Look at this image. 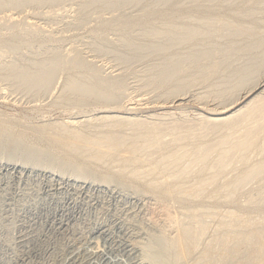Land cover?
<instances>
[{"label": "rangeland", "instance_id": "1", "mask_svg": "<svg viewBox=\"0 0 264 264\" xmlns=\"http://www.w3.org/2000/svg\"><path fill=\"white\" fill-rule=\"evenodd\" d=\"M215 20L221 22L220 27ZM214 48L220 50L215 57L219 58L222 53L227 55L220 56L219 59H224L222 63L215 58L222 66L220 72L213 78L209 76L214 74H206L210 79L201 82L200 74L205 80L208 65L215 63L214 56L208 61L205 59L208 65L202 56ZM190 51H195V57L202 53L203 62L191 59ZM232 51L234 57L230 55ZM184 54L188 61L197 63V67L193 68L191 61L188 65ZM263 57L264 0H0V264H206V261L210 264H264V151L259 149L264 146V135H261L259 148L256 147L259 150L249 153L254 155H248V159L244 157L248 160L246 163L235 158L220 169L229 152H226L228 147L224 145L225 149L219 144L212 151L214 155L210 152L212 158L208 154L206 162L197 164L199 159L192 168L189 160L197 153L193 148L197 141L203 140L205 145L229 137V142L236 145L243 131L238 129L230 133L218 128L207 133L203 130H195L193 134L182 132L179 136L184 138L191 134L187 141L181 137L183 144L171 128L182 121L184 125L198 124L202 116L212 117L209 109L231 106L233 100L232 106L236 109L247 104L251 99L250 94H246L249 85L256 81L248 82V87H242L241 83H246L255 73L259 67L257 62ZM199 63L207 68L203 70ZM225 63L230 64L229 68ZM237 69L244 72L239 73ZM197 76L200 82L196 81ZM194 77L198 84L187 86ZM105 115L129 117L170 128L160 146L144 147L138 131L129 125L118 129L113 121L108 125L103 119ZM65 123L70 125L71 130H68H74V135L58 133L56 126ZM111 135L119 141L126 140L121 146L123 153L114 148H103V152L99 148L98 142ZM149 137L156 139V133L152 132ZM188 143L191 145H186ZM187 146L195 149L194 152L189 151L190 148L187 150ZM233 147L231 152L235 150ZM181 148L189 151L186 156L181 154L183 159L179 155ZM140 150L142 153L137 152ZM96 151L103 152L102 157H97L99 159L94 157ZM174 152L181 160L177 155V161L173 160L172 155L171 162L166 160L169 162L166 163L165 155L171 156ZM162 156L166 158L161 159ZM134 158H138V162ZM132 160L137 163H130ZM155 165L161 166L159 170H153ZM254 166L260 169L257 177L237 184L240 176ZM181 170H189L184 173L187 177L177 180L185 182V187L195 182L193 186H200L197 176L206 174L208 178L214 177L211 182L216 180L214 188L211 183L210 190L191 197L179 191L162 195L158 189L148 186L152 180L170 182L171 176L168 179L165 176L176 175ZM175 179L171 183L176 182ZM156 203L171 204L172 211L179 212L180 223L185 222L183 227L192 223L189 230L205 225L212 230L216 223L233 221L228 216L230 211L241 213L242 217L233 221V228L215 234L214 229H208L209 233L197 240L194 252L187 250L182 254L177 250L173 254L168 250L167 255L164 252L166 256L161 255L163 262L160 263L150 257L153 250L151 252L149 246L156 232L146 225V205ZM216 213L218 217H214ZM243 229L249 239L245 240L246 236L240 240L234 238L235 233ZM228 234H234L229 238L236 239L237 244L225 238ZM224 241L232 247L231 257L227 256L230 245L228 249L224 247L227 250H221ZM259 242L252 252L249 246ZM218 246L228 253H222ZM212 249L223 255L217 258L216 253V256L208 253V258L206 252H215ZM233 249H237L235 253ZM201 256L214 261L210 259L211 263Z\"/></svg>", "mask_w": 264, "mask_h": 264}, {"label": "bare ground", "instance_id": "2", "mask_svg": "<svg viewBox=\"0 0 264 264\" xmlns=\"http://www.w3.org/2000/svg\"><path fill=\"white\" fill-rule=\"evenodd\" d=\"M214 1H216V0H214ZM187 2V1H186ZM190 2V1H189ZM193 2V1H192ZM191 3V2H190ZM204 3V2H203ZM208 3V2H207ZM215 3V2H214ZM219 3V2H218ZM185 4V3H184ZM211 4V3H210ZM221 4H223V3H221ZM173 5V4H172ZM187 5H189L190 6V4H187ZM215 5V4H214ZM220 5V4H219ZM227 5V4H226ZM182 6V5H181ZM198 6V5H197ZM228 6V5H227ZM207 7V6H206ZM171 8H172V6H171ZM217 8V7H216ZM225 8V7H224ZM228 8V7H227ZM174 9V8H173ZM172 9V10H173ZM186 9V8H185ZM195 9V8H194ZM200 9V8H199ZM228 10V9H227ZM232 10V9H231ZM186 11V10H185ZM221 11V10H220ZM225 11H226V9H225ZM188 12V11H187ZM191 12V11H190ZM212 12V11H211ZM210 12V13H211ZM235 12V11H234ZM178 13V12H177ZM208 13V12H207ZM217 13V12H216ZM103 15V14H102ZM173 15V14H172ZM208 15H210V14H208ZM224 15V14H223ZM236 15H237V13H236ZM9 16V15H8ZM11 16L12 15H10V18H11ZM189 16V15H188ZM206 16V15H205ZM101 17V16H100ZM184 17V16H183ZM210 17V16H209ZM240 17V16H239ZM187 18V17H186ZM198 18V17H197ZM201 18V17H200ZM220 18V17H219ZM234 18V17H233ZM238 18V17H237ZM13 19V18H12ZM18 19V18H17ZM172 19V18H171ZM183 19V18H182ZM185 19V18H184ZM188 19V18H187ZM204 19V18H203ZM215 19V18H214ZM218 19V18H217ZM216 19V20H217ZM261 19V18H260ZM263 19V18H262ZM181 20V19H180ZM186 20V19H185ZM199 20V19H198ZM202 20V19H201ZM215 20V21H216ZM236 20V19H235ZM177 21V20H176ZM221 21H222V18H221ZM21 22V21H20ZM209 22V21H208ZM22 23H24V22H22ZM177 23V22H176ZM186 23V22H185ZM191 23V22H190ZM215 23V22H214ZM220 23V25H219V27L221 26V22H219V20H218V23H217V21H216V24H219ZM31 24V23H30ZM40 24V23H39ZM176 25V24H175ZM213 25H215V24H213ZM212 25V26H213ZM40 26V25H39ZM204 26V25H203ZM218 26V25H217ZM216 25H215V28H219V27H217ZM21 28V27H20ZM201 28V27H200ZM203 28V27H202ZM35 29V28H34ZM187 29V28H186ZM185 29V30H186ZM197 30V29H196ZM204 30V29H203ZM193 31V30H192ZM209 31H210V29H209ZM194 32V31H193ZM216 32H218V31H216ZM190 33H192V32H190ZM210 33H211V31H210ZM195 34V33H194ZM193 34V35H194ZM203 34V33H202ZM193 35H192V37H193ZM206 35V34H205ZM211 35V34H210ZM187 36V35H186ZM212 36V35H211ZM216 36V35H215ZM185 37V36H184ZM195 37V36H194ZM204 37H206V36H204ZM203 37V39H205ZM200 38V37H199ZM182 40H184V39H182ZM196 41V40H195ZM262 41V40H261ZM182 43V42H181ZM189 43V42H188ZM246 43V42H245ZM248 44V43H247ZM245 48H247V46H245ZM219 49V48H218ZM228 49V48H227ZM231 49V48H230ZM230 49H228V50H230ZM213 50V49H212ZM234 50V49H233ZM205 51V50H204ZM204 51H203V53H204ZM207 51V50H206ZM216 51L218 52V53H220V50L218 51L217 49H215L214 48V51H208V52H205L206 53V55L205 56H202V53H201V55L199 54V56L200 57H195L194 56V53H195V51H194V53H192L191 51V53L193 54V56L192 55H189V57H191V59H193L192 57H194L196 60H198L199 59V61L202 63L203 62V59H204V61H205V59L207 60L208 58H212L215 54H216ZM234 51H236L237 52V49L236 50H234ZM241 51V50H240ZM242 51H244V50H242ZM199 52V51H198ZM198 52H196V53H198ZM233 52V51H232ZM231 52V53H232ZM204 53V54H205ZM234 54V52L232 53V54H230V55H233ZM239 54H240V52H239ZM173 55V54H172ZM217 55V54H216ZM215 55V56H216ZM221 55H223V53L222 54H220L218 57L219 58H221L222 56ZM227 55V54H226ZM225 54L223 55V56H226ZM229 55V54H228ZM236 55V57H237V53L235 54ZM165 56V55H164ZM182 56V55H181ZM184 56H185V54H184ZM201 56L202 57H204L203 59L201 58ZM213 57L214 59V62L215 63H212V61L213 60H210V62L212 63V65L210 64V65H208L207 63H206V61H205V64H207L209 67V69H207V73H204V71L203 72H200V70H199V73H204L205 74V80H204V77L202 78V76L201 75H203V74H200V76H199V80L200 79H202V80H200L201 82H203V81H207V79L210 77H214V76H216L215 74H218L219 72H220V68L222 67H220L219 66V63H218V61H217V59H219V58H217V57ZM221 56V57H220ZM186 57V59L188 58L187 57V55L185 56ZM233 57H234V55H233ZM235 57V58H236ZM58 58V57H57ZM179 58V57H178ZM200 58H201V60H200ZM215 58H217L216 59V61H217V63H216V61H215ZM223 58V57H222ZM230 58V57H229ZM232 58V57H231ZM250 58V60H251V57H249ZM248 58V59H249ZM189 59V58H188ZM188 59H187V61H188ZM233 59V58H232ZM54 60V59H53ZM222 60H224V59H219V62H221ZM231 60V59H230ZM243 60V59H242ZM50 61V60H49ZM190 61L191 60H189L188 62V65H190L191 63H194L193 64V68L194 67H197L196 65H198L197 63H196V65H195V62H193V60L191 61V63H190ZM208 61V60H207ZM233 60H231V62H232ZM247 61H249V60H247ZM108 62V61H107ZM222 62H224V61H222ZM221 62V63H222ZM230 62V61H229ZM250 63H251V61H249ZM248 62V63H249ZM184 63H185V60H184ZM201 63H199L201 66L204 64H201ZM249 63V64H250ZM53 64V63H52ZM57 64V63H56ZM179 64V63H178ZM187 64V63H186ZM234 64V63H233ZM232 64V65H233ZM257 64H258V68L256 69V71H255V73H253L249 78H251V79H246V80H248L246 83L245 82H243L242 81V83H245V84H242L241 83V86L242 85H244V86H242V87H245V86H247L246 84H248V82H250L251 80H253V81H256V82H252L251 83V85H249V87H250V89H248V92L246 93V94H250L249 95V97H251V99L248 101V103L247 104H245L244 106H242V107H240L239 109H236L235 107L236 106H232V103H233V105L235 104L232 100V103H231V106H230V104H228L229 106H223V108L222 109H220V108H212V109H209L210 111H211V118H209V117H204V116H202L201 114V116H202V118H200V121H199V123L198 124H196V123H194V124H188V125H184V124H182V123H184L183 121L181 122V124L180 123H176V125H174V126H172L171 128L173 129V130H175L176 132H177V137H176V139H178V138H180V140H182L181 139V137H183L184 138V136L182 135L181 137L179 136V134L180 133H182V132H189V133H191L192 132V134H193V131L194 132H196V131H202L203 130V133L204 132H206V131H210V130H212V129H226V130H228V131H230V133H232L234 130H238V129H240V130H242L243 132H242V135L239 137V141L236 143V145L235 144H231L230 142H229V137H227V138H223V139H220V140H217V141H215V142H211L210 144H209V142L208 143H206L205 145H204V142L205 141H200V143L202 142L203 144H201V145H199L200 143L198 142H196L195 144H196V146H195V144H193V146H195V147H193V148H195L196 149V152L198 153H196V155H195V153H194V155L196 156V158H195V156L193 155V153H192V155H193V161L191 160V164H190V160L188 159V158H186V159H188L189 160V165L192 167L193 165H195L194 164V162H196L197 160H199V162L197 163V164H199V163H201V162H203V160L205 159L206 160V158L208 159L210 156H211V154H213V153H215V152H213L212 153V151H213V149H214V151H215V149L217 148L216 146L217 145H219V144H221V146H222V148H225L226 149V147H228L227 148V151L226 152H229L228 154H227V156H225V158L223 159L224 160V162L223 163H221L222 162V160H221V162L220 161H218L217 159V161L219 162V163H221V164H225L224 166H222V167H220V165H219V167H220V169H224V167L226 166H228L229 165V163L233 160V159H235L236 161H237V158H238V161L240 160V161H244L245 163L248 161V160H246V159H248V157H250V155H249V153H251L252 151H256V149L257 148H259V146H258V143H260L259 141H260V139H261V135H264L263 133H264V74H262V68L264 67V57L262 58V60H260V61H258L257 62ZM195 65V66H194ZM207 65H204V66H207ZM230 65V64H229ZM229 65H227L226 63L224 64V66L226 67H228ZM248 65V64H247ZM177 66V65H176ZM235 66V65H234ZM226 67V68H227ZM202 68H203V66H202ZM205 68V67H204ZM204 68H203V70H204ZM207 68V67H206ZM205 68V69H206ZM229 68V67H228ZM235 68H236V66H235ZM244 68L246 69V67L244 66ZM169 69H170V67H169ZM168 69V70H169ZM199 69V68H198ZM230 69H231V67H230ZM230 69H228V70H230ZM240 69H242V68H240ZM171 70V69H170ZM197 70V69H196ZM225 70V69H224ZM227 70V69H226ZM235 70V69H234ZM238 71H239V69H237ZM263 70H264V68H263ZM176 71V70H175ZM180 71V70H179ZM206 71V70H205ZM219 71V72H218ZM262 71V72H261ZM42 72H43V70H42ZM181 72V71H180ZM185 72V71H184ZM193 72V71H192ZM237 72V71H236ZM242 73L244 72V70L243 71H241ZM240 71H239V73H241ZM245 72H247V71H245ZM167 73H169V71H167ZM175 73V72H174ZM176 73H178V72H176ZM196 73V75H197V72H195ZM235 73V71H233V74ZM264 73V72H263ZM36 74V73H35ZM206 74H208V75H212V74H214L213 76H209L208 77V75H206ZM37 75V74H36ZM179 75V74H178ZM190 75V74H189ZM191 75H192V73H191ZM242 75V74H241ZM33 76H35V75H33ZM193 76H195V74L193 75ZM192 76V77H193ZM43 77V76H42ZM54 77V76H53ZM160 77V76H159ZM190 77V76H189ZM188 77V78H189ZM191 77V78H192ZM197 78H198V76L196 77V81H197ZM209 78V79H210ZM259 78H260V80H259ZM27 79V78H26ZM157 79V78H156ZM160 79V78H159ZM164 79V78H163ZM208 79V80H209ZM41 80V79H40ZM158 80V79H157ZM168 80V79H167ZM167 80H165V81H167ZM171 80V79H170ZM189 81H191L190 79H188ZM195 77L193 78V81H192V83L190 82V84H187V86H189V85H195ZM197 81V82H200V81ZM24 81V80H23ZM108 81V80H107ZM188 81V82H189ZM113 82V81H112ZM154 82V81H153ZM160 83H161V81H159ZM164 82V81H163ZM168 82H170V81H168ZM187 82V83H188ZM48 83H51V82H48ZM205 83V82H204ZM23 84V83H22ZM104 84H106V82L104 83ZM108 84H110V83H108ZM159 84V83H158ZM162 84V83H161ZM166 84V83H165ZM178 84V83H177ZM196 84H198V83H196ZM74 85V84H73ZM168 85V84H167ZM101 86H103V85H101ZM172 86V85H171ZM173 86H174V84H173ZM240 86V88H238V87H236V88H238L239 90L240 89H242V87ZM110 87V86H109ZM122 87V86H121ZM176 87V86H175ZM185 87V86H184ZM248 87V86H247ZM70 88V87H69ZM172 88V87H171ZM230 88H234L235 89V87H230ZM261 88H263V91H262V89ZM8 89V88H7ZM65 89V88H64ZM188 89V88H187ZM190 89V88H189ZM238 89H236V90H238ZM259 89H261V92L259 93V94H255ZM76 90V89H75ZM178 90V89H177ZM181 89L179 88V91H180ZM186 90V89H185ZM77 91V90H76ZM102 91V90H101ZM233 91H235V90H232V92ZM74 92V91H73ZM79 92V91H78ZM183 92V91H182ZM238 92V91H237ZM66 93V92H65ZM86 93V92H85ZM171 93V92H170ZM180 93V92H179ZM186 93V92H185ZM81 94V93H80ZM204 94V93H203ZM233 94H235V93H233ZM233 94H232V96H233ZM114 95V94H113ZM242 95V94H241ZM61 97V96H60ZM103 97V96H102ZM101 96H100V99L102 98ZM106 97H107V95H106ZM167 97V96H166ZM175 97H176V95H175ZM182 97V96H181ZM200 97V96H199ZM63 98V97H62ZM162 98V97H161ZM177 98V97H176ZM203 98V97H202ZM231 98V97H230ZM84 99V98H83ZM82 99V100H83ZM103 99H104V97H103ZM108 99V98H107ZM204 99V98H203ZM102 100V99H101ZM108 100H110V99H108ZM112 100V99H111ZM110 100V101H111ZM114 100H116V98L114 99ZM193 100H194V98H193ZM200 100V99H199ZM167 101V100H166ZM238 101V100H237ZM75 102V101H74ZM101 102V101H100ZM105 102V101H104ZM112 102H114V101H112ZM118 102V101H117ZM220 102H222V101H220ZM223 102H225V101H223ZM109 103V102H108ZM101 104V103H100ZM222 104V103H221ZM79 105V104H78ZM87 105V104H86ZM103 105V104H102ZM120 105V104H119ZM237 106H238V104H236ZM60 106V105H59ZM221 106V105H220ZM80 107V106H79ZM131 107V106H130ZM206 108V107H205ZM107 109V108H106ZM74 110V109H73ZM76 110V109H75ZM230 113V114H229ZM182 114V113H181ZM228 114V115H227ZM210 115V114H209ZM196 117V116H195ZM15 118V117H14ZM102 118V117H101ZM95 119V118H94ZM105 121H107L106 123L108 124L109 122H114V123H116V125L117 126H119V127H117V126H115L114 125V127H116V128H120V127H124V125H129V126H131V127H133L134 128V130H136V131H138V134H139V136L140 137H142V141H144V144H145V146L144 147H148V146H156V145H159V144H161V141H162V139L166 136V132H167V130L170 128V127H165V128H161L160 126H158V125H156V124H153V123H150V122H146V121H141V120H138V119H133V118H129V117H122V116H120V117H118V115H105V117L103 118ZM117 119V120H116ZM15 120V119H14ZM182 120V119H181ZM185 120V119H184ZM4 121V120H3ZM2 121V122H3ZM92 121V120H91ZM103 121V120H102ZM177 121H179V120H177ZM56 122V121H55ZM58 122V121H57ZM65 122V121H64ZM63 122V123H64ZM71 122V121H70ZM95 122V121H94ZM100 122H101V119H100ZM176 122V121H175ZM180 122V121H179ZM190 122H192V121H190ZM197 122V121H196ZM102 123H104V121L102 122ZM4 124H5V122H4ZM54 125V124H53ZM58 125H59V123H58ZM70 125H72V122H71V124ZM70 125L69 124H63V125H60V126H56V128H57V131H58V133H62V134H71V135H74V130L72 129V131H70L71 129L69 128L70 127ZM109 125V124H108ZM40 128V127H39ZM74 128V127H73ZM129 128V127H128ZM32 129V128H31ZM68 129H70V130H68ZM117 129V130H118ZM131 129V128H130ZM75 130H77V129H75ZM133 130V131H134ZM196 130V131H195ZM205 130V131H204ZM67 132V133H65V132ZM208 131V132H209ZM152 132H155L156 133V139H154V140H151L150 139V137H149V135L152 133ZM188 133V135H191V134H189ZM199 133H201V132H199ZM207 133V132H206ZM78 134V131H77V133H76V135ZM186 134V133H185ZM113 135V134H112ZM109 136V137H106V138H104V140H102L101 142H98L99 143V148L100 149H102V151H103V148L105 149H107V148H114V149H116V150H118V151H120L121 153H123V149H122V147L121 146H124V145H122L126 140H121V141H119V140H117V137L115 136ZM154 135V134H153ZM174 135V134H173ZM186 136L185 138H184V141H187V140H189L188 138H189V136ZM201 136V135H200ZM203 136V135H202ZM191 137V136H190ZM168 138V137H167ZM193 138V137H192ZM192 138H191V140H192ZM201 138V137H200ZM199 138V139H200ZM186 139V140H185ZM194 139V138H193ZM167 140V139H166ZM166 140H165V142H166ZM169 140V139H168ZM190 140V141H191ZM177 140H175V142H176ZM183 141V140H182ZM182 141H181V144H182ZM183 141V144H185V142ZM262 141H264V139H262ZM163 142V141H162ZM177 142H179L180 143V141H177ZM97 143V144H98ZM169 143V142H168ZM172 144H174L173 143V141L171 142ZM170 143V144H171ZM187 143V142H186ZM193 142L191 141V144H192ZM171 144V145H172ZM178 144V143H177ZM180 144V145H181ZM190 143H188V144H186V145H188V146H190L191 145ZM207 144H209V145H207ZM96 145V144H95ZM128 145V144H127ZM166 145V144H165ZM226 147H225V146ZM93 146V145H92ZM98 146V145H97ZM143 146V145H142ZM160 146V145H159ZM188 146H187V150L190 148V150L189 151H191L192 149V147H189L188 148ZM232 146H234L233 148L235 149L234 150V152H231V150H233L231 147ZM138 147H139V144H138ZM168 147V146H167ZM186 146L184 145V148H185ZM229 147H230V149H229ZM257 147V148H256ZM137 147H135V149H136ZM155 148V147H154ZM165 148V147H164ZM176 148H177V146H176ZM264 146L263 147H261L260 146V148L259 149H261L262 150V152L264 151ZM105 149V150H106ZM111 149V150H112ZM125 149V148H124ZM152 149V148H151ZM159 149V148H158ZM174 149V151H175V148H173ZM181 149H183V148H181ZM195 149H193V150H195ZM229 149V150H228ZM259 149H257V150H259ZM127 150H129V149H127ZM156 150V149H155ZM184 150V149H183ZM183 150H181V153L179 154V155H184V156H186V154H187V152H189V151H185L186 153L185 154H183L182 153V151ZM192 150V151H193ZM220 150V149H219ZM223 150V149H222ZM142 151L143 150H140V151H137V152H139V153H142ZM151 151V150H150ZM104 152V151H103ZM102 152V153H103ZM136 152V154L139 156V155H141L142 156V154H138ZM171 152V151H170ZM180 152V151H179ZM194 152V151H193ZM210 152H211V154H210ZM224 152V151H223ZM100 151H96L95 152V155H97V156H94L95 158H97V157H99V155L101 156V154H102ZM150 153H152V152H150ZM175 154H170L171 156H169V155H165V156H167V158L168 159H165V162H166V160L167 161H169L170 160V162H171V158H173V156L172 155H174V158H173V160H176L177 161V159L179 158L180 160H181V158L183 157L184 158V156H182L181 155V158L179 157V155H177V153L176 152H174ZM154 154V153H153ZM209 154V155H208ZM217 154V153H216ZM220 153L218 152V154L217 155H219ZM257 154H260L259 152L257 153ZM119 155V154H118ZM145 155V154H144ZM152 154H150V156H151ZM156 155V154H155ZM161 155V154H160ZM176 155L178 156V158H176ZM188 155V154H187ZM190 155V154H189ZM191 155V156H192ZM207 155L209 156V157H207ZM214 155V154H213ZM249 155V156H248ZM252 155H254L253 153H252ZM251 155V156H252ZM107 156V155H106ZM132 156V155H131ZM137 156V157H138ZM165 156H162V158L161 159H164V158H166ZM169 156V157H168ZM248 156V157H247ZM102 157V156H101ZM109 157V156H108ZM130 157V156H129ZM133 157V156H132ZM136 157V156H135ZM140 157V156H139ZM138 157V158H139ZM144 157V156H143ZM157 157V156H156ZM215 157V156H214ZM244 157L246 158V159H244ZM138 158L136 159V158H134L135 159V161L137 160V162H138ZM148 158H149V156H148ZM158 158H159V156H158ZM182 158V159H183ZM189 158H190V156H189ZM192 158V157H191ZM210 158H212V157H210ZM97 159H99V158H97ZM103 159V158H102ZM122 159V158H121ZM125 159H127V158H125ZM131 159V158H130ZM150 159H151V157H150ZM202 159V160H201ZM243 159V160H242ZM251 159V158H250ZM250 159H249V161H250ZM96 160V159H95ZM124 160V159H123ZM152 160H153V156H152ZM158 160V159H157ZM204 160V162H206ZM246 160V161H245ZM154 161V160H153ZM160 162H161V160H159ZM176 161L174 162V163H176ZM186 161V160H185ZM184 160L182 161V162H185ZM125 162V161H124ZM137 162H134V160H132V162H130V163H137ZM149 161L147 160V163H148ZM156 162V161H155ZM165 162H163V164L165 163ZM173 162H172V164H173ZM251 162V161H250ZM129 163V162H128ZM146 163V164H147ZM153 163V162H152ZM152 163H150L151 165H153ZM166 163H169V162H166ZM244 163V164H245ZM150 164H148V165H150ZM158 163L156 162V165H157ZM161 165H162V163H160ZM178 164V163H177ZM188 164V163H187ZM186 164V165H187ZM193 164V165H192ZM196 164V165H197ZM206 164V163H205ZM204 164V165H205ZM216 164H217V162H216ZM228 164V165H227ZM155 165V167H153V168H155V169H153V168H151V170L153 169V170H157V168H158V170H159V167H161V166H156ZM176 165V164H175ZM185 165V167H187V166H189V165H187L186 166ZM203 165V166H204ZM208 165V164H207ZM210 165V164H209ZM218 165V164H217ZM246 165V164H245ZM154 166V165H153ZM170 166V165H169ZM190 166H189V168H190ZM199 166V165H198ZM203 166L201 167V169H203ZM176 167V166H175ZM206 167V166H205ZM215 167V166H214ZM218 167V168H219ZM172 168V167H171ZM188 167H187V169H189ZM193 168V167H192ZM191 168V169H192ZM198 168V167H197ZM196 168V169H197ZM207 168H209L208 166H207ZM206 168V169H207ZM211 168H213V167H211ZM162 169V168H161ZM166 169V168H165ZM164 169V170H165ZM185 169V168H184ZM183 169V170H184ZM187 169H185V170H187ZM195 169V170H196ZM226 170H227V168H225ZM172 170V169H171ZM183 170H181L179 173H176V175H173V173H171L176 179V182H172L171 183V181H174V180H172L174 177H172V175L171 174H168L167 176H165L167 179L170 177L171 178V181L170 182H168L167 180H165V181H161L160 179H159V182L160 183H156V180H152L151 181V184H150V182H149V184L150 185H148V183H146V185H148L149 187H151L152 189H154V190H157L158 189V191L160 192V194H165V193H168V192H174V191H179V193L180 192H184L185 194H187L188 196H194V195H198L199 193H202V194H204L205 193V191H207V189L208 190H210L211 188H208V187H210L209 185L211 184V186H213V184L215 183V181H213V182H211V179H212V177L210 176L209 178H208V176L206 177L205 175L206 174H199L198 176H197V180H199L200 181V183H199V185L200 186H198V185H194L193 186V184H196V182L195 183H191L190 184V186H192V187H188V185H187V187H185V182L184 183H182V182H177V180H180V178L182 179V177L183 176H185L184 175V173L185 172H188V171H183ZM195 170H192V171H195ZM166 171H167V169H166ZM168 171H169V169H168ZM177 171V170H176ZM183 171V172H182ZM199 171H201V170H199L198 169V172ZM205 171V170H204ZM209 171V170H208ZM207 170H206V172H208ZM225 171V170H224ZM259 171H260V169L258 168V167H252L251 169H247V173H245V174H243V175H241L240 176V178L237 180V184H240V183H244V182H249V181H251V180H253V179H255L256 177H257V175H258V173H259ZM138 172H139V170H138ZM161 172V171H160ZM170 172V171H169ZM222 172V171H221ZM134 173V172H133ZM140 173V172H139ZM148 173V172H147ZM146 173V174H147ZM190 173V172H189ZM201 173V172H200ZM224 173V172H223ZM158 174V173H157ZM162 174V173H161ZM166 174V173H165ZM175 174V173H174ZM187 174V173H186ZM219 174V173H218ZM132 175H134V174H132ZM141 175V174H140ZM142 175H143V172H142ZM188 175V174H187ZM209 175H212V174H209ZM215 175V174H214ZM136 176V175H135ZM134 176V177H135ZM139 176V175H138ZM158 176V175H157ZM162 175H160V177H161ZM205 176V177H204ZM70 177V176H69ZM145 177V176H144ZM153 177V176H152ZM164 177V176H163ZM164 177V178H165ZM185 177H187V176H185ZM189 177V176H188ZM194 177V176H193ZM218 176H216V179H218L217 178ZM220 177V176H219ZM143 178V177H142ZM156 178V177H155ZM164 178H163V180H164ZM214 178V177H213ZM138 179V178H137ZM189 179V178H188ZM187 179V180H188ZM140 180V179H139ZM150 180V179H149ZM170 180V179H169ZM184 180V179H183ZM183 180H181V181H183ZM191 180V179H190ZM196 180V181H197ZM212 180H214V179H212ZM141 181H143V180H141ZM155 181V182H154ZM198 181V182H199ZM222 181V180H221ZM65 182V181H64ZM158 182V181H157ZM197 182V183H198ZM219 186H221V185H219ZM216 187V186H215ZM224 187V185H222L220 188H223ZM114 188V187H113ZM213 188H214V186H213ZM220 188H218V189H220ZM135 189V188H134ZM150 189V188H149ZM217 189V188H216ZM217 189V190H218ZM151 190V189H150ZM149 190V191H150ZM213 190H215V189H213ZM158 191H155V192H158ZM111 192V191H110ZM172 192V193H173ZM204 192V193H203ZM93 193V192H92ZM159 194V195H160ZM202 194H200V195H202ZM263 194H264V192H263ZM183 196H184V194H182ZM206 195V194H205ZM133 196H135V195H133ZM161 196V195H160ZM127 197V196H126ZM130 197V196H129ZM179 197V196H178ZM182 197V196H181ZM134 198V197H133ZM177 198V197H176ZM119 199V198H118ZM121 199V198H120ZM132 199V198H131ZM135 199L137 200V198L135 197ZM134 199V200H135ZM133 200V201H134ZM158 200V199H157ZM131 201V200H130ZM135 202V201H134ZM152 202V201H151ZM136 203H137V201H136ZM150 203V202H149ZM172 203V202H171ZM138 204H139V202H138ZM171 205V204H170ZM170 205L169 204H167V203H156V205L154 204V205H146V210H147V212L145 211V209L144 210H142V211H144V212H142L143 213V216H145L144 215V213L146 212L147 214H148V216L146 217V225L147 224H149V228H153L154 229V231L156 232V234H155V232H152L151 231V233H154L155 235H158V236H155V235H153L152 234V237L154 236L155 238H153L152 239V237L151 238H149V236L147 237V238H149L150 240H151V242H150V240L148 239V243L150 242V246H149V244H148V246H149V248H150V250L152 249L153 250V253H151L152 255L150 256V257H152L154 260H156L157 262H160V263H162L163 261H162V258L163 257H165L168 253H166L168 250H172L171 251V253H177L178 251H180V252H182V254H185L186 252H187V250H188V252H190V250H191V252H194V250H195V248H196V246L195 245H197V243H199V242H197V240L198 239H200L201 237L202 238H204L205 236H206V234H208L209 232V230L208 229H210L211 227H209L208 225H205V226H200V227H196L195 226V228H194V226H193V229L191 228V230H193V231H191V230H189L188 228L190 227V226H192V223L189 225V223H187V225H189V226H187V225H184L185 227H183V223H185L184 221H183V223L181 224L180 223V221H179V219L181 218V217H179V216H177V214L179 213H174L172 210L174 209V207L172 208V207H170ZM139 206V205H138ZM142 206H145V203L144 204H142ZM142 206H139L140 208L139 209H142L141 207ZM173 206V205H172ZM178 210V209H177ZM131 211V210H130ZM175 211V210H174ZM119 212V211H118ZM136 212V211H135ZM138 213V212H137ZM136 214V213H135ZM134 214V215H135ZM146 214V215H147ZM180 215V214H179ZM181 216V215H180ZM219 216V214L218 213H216V214H214V217H218ZM221 216H222V213H221ZM228 216L229 217H231L232 219H234L233 221H235V220H238V219H240L241 217H242V214L241 213H236V211H230V212H228ZM139 217V216H138ZM178 217H179V219H178ZM223 217V216H222ZM181 220V219H180ZM143 221H145V219L143 220ZM182 221V220H181ZM233 221H227V222H219V223H216L217 225L216 226H214L215 228H213L214 229V234L215 233H217L219 230H222V229H230V228H233V227H235V223L233 222ZM194 222V221H193ZM262 222H264V220H262ZM195 224H196V222H194ZM193 223V224H194ZM132 224V223H131ZM133 224H135V222L133 223ZM145 225V226H146ZM141 226V225H140ZM144 226V227H145ZM142 227V226H141ZM187 227V228H186ZM246 227H249V226H246ZM140 228V227H139ZM148 228V229H149ZM135 229V228H134ZM137 229V228H136ZM212 229V230H213ZM211 230V229H210ZM211 230V231H212ZM144 231H145V229H144ZM191 231V232H190ZM217 231V232H216ZM149 232H150V230H149ZM148 232V233H149ZM127 233V232H126ZM125 233V234H126ZM139 233V232H138ZM142 233V232H141ZM236 235H235V237L234 238H237V237H239L238 239L240 240V237H245L248 233L246 232V230L245 229H243L242 231H238L237 233H235ZM210 235V234H209ZM232 235H234V234H231V236H230V234H228L227 235V237H225V238H227L228 240L230 239V242L231 241H233L234 242V244H237V240L236 239H231L233 236ZM99 236V235H98ZM151 236V235H150ZM211 236V235H210ZM229 236L231 237V238H229ZM243 237V238H244ZM248 236H246V238H245V240L246 239H249V237L247 238ZM80 238V237H79ZM243 238H241L242 239V242H243ZM137 240V239H136ZM201 240V239H200ZM199 240V241H200ZM236 240V241H235ZM80 241V240H79ZM249 241V240H248ZM248 241H247V244H248ZM138 242V241H137ZM223 242V241H222ZM236 242V243H235ZM250 242V241H249ZM147 243V242H146ZM261 242H259V243H257L256 245H255V243H253L252 244V246H249V249L251 248V251L253 252L256 248H257V246L260 244ZM233 243H232V246L234 245ZM246 244V243H245ZM220 245H222V243H220ZM227 245H230V244H228V242L227 241H224V243H223V245L221 246V247H219L218 246V250H220V248H221V250H227L228 248H227ZM249 245H251L250 243H249ZM145 246H146V244H145ZM198 246V245H197ZM235 246V245H234ZM237 246V245H236ZM248 246V245H247ZM195 247V248H194ZM224 247L225 248H227V249H224ZM229 247V246H228ZM239 247H240V245H239ZM100 248V247H99ZM174 248H176V251H175V249ZM178 248V249H177ZM192 248V249H191ZM230 248H232L231 247V245H230V247H229V249H228V251L230 250ZM233 248H236V247H233ZM248 248V247H247ZM247 248H246V250H247ZM173 249H174V251H173ZM194 249V250H193ZM238 249V248H237ZM237 249H233L232 251L234 252H236V250ZM248 249V250H249ZM149 250V249H148ZM152 250H151V252H152ZM178 250V251H177ZM193 250V251H192ZM213 250V249H212ZM211 250V251H212ZM216 250H217V248H216ZM216 250L214 249L213 251H215V252H210V251H208V252H206V256H207V254L208 253H211V254H209L210 256L212 255V253H213V255L216 253ZM220 250V251H221ZM247 250V251H248ZM134 251V250H133ZM197 251V250H196ZM220 251H217V258H218V255L222 252H220ZM228 251L227 252H225L226 254L228 253ZM96 252V251H95ZM166 253V255H164L163 256V253ZM179 252V253H180ZM190 252V253H191ZM231 252V250L229 251V253ZM234 252V253H235ZM249 253H250V251H248ZM251 252V253H252ZM148 253V258H149V252H147ZM164 253V254H165ZM170 253V252H169ZM178 253V254H179ZM199 253V252H198ZM204 253H205V251H204ZM204 253H203V255H204ZM222 253H224V252H222ZM224 253V254H225ZM144 254V253H143ZM188 254V253H187ZM186 254V255H187ZM201 254V253H200ZM216 254H215V256H216ZM233 254V253H232ZM90 255V254H89ZM163 257H162V256ZM177 255V254H176ZM180 255V254H179ZM208 255V256H209ZM212 255V256H213ZM220 255H223V254H220ZM169 256V255H168ZM171 256V255H170ZM169 256V258H171ZM175 256V255H174ZM178 256V255H177ZM207 256V257H208ZM209 256V257H210ZM226 256V255H225ZM228 257H231V253H230V255H227ZM145 257H147V256H145ZM172 257H173V255H172ZM202 258H204L203 256H201ZM208 257V258H209ZM219 257H221V256H219ZM152 258H150V259H152ZM202 258H199V259H202ZM206 258V257H205ZM205 258H204V260H205ZM208 258H206L208 261H211V260H213V258H210V259H208ZM214 258H216V257H214ZM216 258V259H217ZM222 258H225V257H223L222 256ZM227 258V257H226ZM135 260V259H134ZM163 260H165V259H163ZM203 260V261H204ZM137 261V260H136ZM155 261V262H156ZM166 261V260H165ZM164 261V262H165ZM214 261V260H213ZM216 261V260H215ZM211 263H212V261H211ZM163 264V263H162ZM206 264H210V263H207V261H206Z\"/></svg>", "mask_w": 264, "mask_h": 264}]
</instances>
